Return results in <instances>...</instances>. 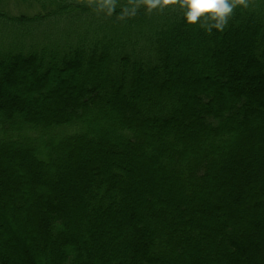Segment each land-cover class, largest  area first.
<instances>
[{
    "label": "trees",
    "instance_id": "16d2710c",
    "mask_svg": "<svg viewBox=\"0 0 264 264\" xmlns=\"http://www.w3.org/2000/svg\"><path fill=\"white\" fill-rule=\"evenodd\" d=\"M61 76L0 105V264H264V0L211 34L178 5L0 0V102Z\"/></svg>",
    "mask_w": 264,
    "mask_h": 264
},
{
    "label": "clouds",
    "instance_id": "9594fccd",
    "mask_svg": "<svg viewBox=\"0 0 264 264\" xmlns=\"http://www.w3.org/2000/svg\"><path fill=\"white\" fill-rule=\"evenodd\" d=\"M148 10L161 5H178L184 13V21L211 34L224 32L238 6L247 7V0H144Z\"/></svg>",
    "mask_w": 264,
    "mask_h": 264
},
{
    "label": "rangeland",
    "instance_id": "374dc122",
    "mask_svg": "<svg viewBox=\"0 0 264 264\" xmlns=\"http://www.w3.org/2000/svg\"><path fill=\"white\" fill-rule=\"evenodd\" d=\"M30 74H31V72H28V74L27 73L23 74V76H21V77L25 78L24 76H30ZM59 79H61V80H59ZM65 79H66L65 76H61V78H57L55 80L53 85H51L50 87L48 85L47 88H45V89L43 88L45 85H47L45 82H43V81L42 82H40V81L36 82L35 84H37V85L39 84L38 86H41V88L38 91L37 95L34 96L33 102H31L30 104H29V102H27V100L25 98L26 96L24 95V92H23L24 88H22V85H24V84H23V79H22V80H20V82H15L16 86H17V88H16L17 91L14 92L13 94H11L9 102L8 101H6V102L1 101L0 105L1 106H7V107L11 108L12 103L10 102V100L11 101L14 100V97L17 96V98H19V103L21 101L22 106L29 107L33 111V109L37 106V104L39 105L38 101H40V98H42L44 96H51L52 97L54 95V92H56L59 89V85L62 84V85L67 86L69 89H71L72 85L70 84V82L69 83L64 82L63 80H65ZM25 85H26V82H25ZM50 108H51V106H49V109ZM8 222L13 227L14 232L16 233V231H19L21 234V237H22V242H23L22 247L23 248L21 249L20 246L16 245L17 246V249H15L16 252L19 254H22L24 249H25V246H26L29 249V251H31L32 255L35 254V247H36L35 241L33 239H29V237H27V235L25 234V231L29 232V233L32 232V229H31L32 224L29 222L20 223V222H18V219L16 217H11L10 219H8Z\"/></svg>",
    "mask_w": 264,
    "mask_h": 264
}]
</instances>
